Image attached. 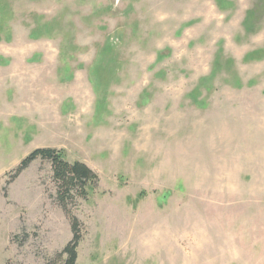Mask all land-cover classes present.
Wrapping results in <instances>:
<instances>
[{"label": "rangeland", "instance_id": "obj_1", "mask_svg": "<svg viewBox=\"0 0 264 264\" xmlns=\"http://www.w3.org/2000/svg\"><path fill=\"white\" fill-rule=\"evenodd\" d=\"M42 146L99 176L76 264H264V0H0V264L73 236Z\"/></svg>", "mask_w": 264, "mask_h": 264}, {"label": "trees", "instance_id": "obj_2", "mask_svg": "<svg viewBox=\"0 0 264 264\" xmlns=\"http://www.w3.org/2000/svg\"><path fill=\"white\" fill-rule=\"evenodd\" d=\"M37 158L51 162L53 180L56 183L55 199L69 216L73 232L72 238L61 250L56 252L55 258L60 260V264H76L82 231L81 221L74 214L73 207L79 199H86L90 192L96 188L99 176L86 162L69 161L63 149L42 146L33 149L21 160L14 170L12 178L18 177ZM49 263L54 264V260H50Z\"/></svg>", "mask_w": 264, "mask_h": 264}]
</instances>
